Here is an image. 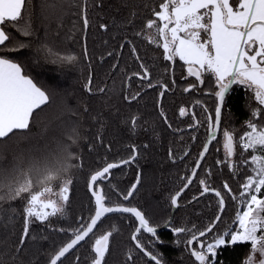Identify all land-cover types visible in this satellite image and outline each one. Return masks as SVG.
Segmentation results:
<instances>
[{"label":"trees","instance_id":"1","mask_svg":"<svg viewBox=\"0 0 264 264\" xmlns=\"http://www.w3.org/2000/svg\"><path fill=\"white\" fill-rule=\"evenodd\" d=\"M163 2L27 0L32 35L5 27L10 40L0 46V55L19 63L24 74L46 92L48 101L33 111L29 129L0 139V264H48L95 212L88 188L91 176L107 164L134 155L133 161L97 182L105 205L137 207L152 226H163L170 219L172 198L192 172L208 136V113L216 115L218 102L212 76H204L201 86L185 91V86L195 81L182 74L184 61L165 58L163 47L158 46L162 38L157 43L150 41L156 38V29L146 26L156 19L154 11H160ZM169 63L175 65L170 85L177 97L183 93L188 100L164 93L158 98V88L138 96L141 81L136 74L147 69L152 80H158L159 72L167 75L168 71L161 66ZM195 98L202 99L204 107L201 126L193 127L195 119L190 117L189 107ZM193 105L199 109L197 103ZM258 106L251 89L244 85L232 89L224 103L220 132L195 180L181 196L171 224L155 236L143 231L136 234L143 249L157 256L161 264H199L187 241L210 227L222 206L220 197L204 192V187L219 190L226 202L214 229L200 239L204 243L215 242L218 236L226 239L216 250L215 264H245L252 255L251 242L232 243L227 233L239 227L237 213L243 212L245 199L242 185L253 175L252 165L243 161L250 160L253 153L241 154L237 146L226 160L223 132L238 139L248 131L246 122L253 119ZM256 122L264 124V113ZM190 124L193 126L187 127ZM29 169L34 191L51 186L58 192L65 179L71 184L68 200L58 201L62 211L44 221L28 218V234L23 240L27 194L11 199L9 188ZM49 171L58 179L41 185ZM129 191L132 195L125 200ZM136 225L129 214L104 218L60 264H93L95 241L108 233L103 264H155L132 239ZM194 247L198 249L196 243ZM209 260H213L211 254Z\"/></svg>","mask_w":264,"mask_h":264},{"label":"snow or ice","instance_id":"2","mask_svg":"<svg viewBox=\"0 0 264 264\" xmlns=\"http://www.w3.org/2000/svg\"><path fill=\"white\" fill-rule=\"evenodd\" d=\"M26 4L27 0H0V46H4L5 42L10 40L5 27H16V30L24 36L32 35L31 16L28 14ZM52 7L55 5L53 4ZM159 7L160 11H154L156 19L150 20L146 27L156 29V38H150L152 43H157L162 38V43H158V46L163 47L167 60L171 61L174 57H179L188 65V73L198 79L205 72L214 76L215 84L219 86V91L215 95L221 101L231 85L240 84L251 89L254 99L258 102L259 106L252 113L253 119L246 122L245 127L248 131L238 139L228 131L223 132V148L226 160L235 154L237 146L241 154L253 153L250 160L243 161L245 164L252 165L253 175H248L246 182L242 185L244 191L241 195L245 199L242 201L243 212L237 213L236 220L239 227L227 235L232 243L251 242V252L254 255L250 256L245 264H264V198H258L257 195L264 191V124L256 122L264 113V0H235V6L233 0H164ZM83 22L85 26L88 25L86 15L83 17ZM48 52L52 54L51 49H48ZM144 71L147 74V69ZM143 78L147 79V75ZM47 100L46 93L24 74L19 63L0 55V139L8 138L10 134L18 130L29 129L33 111L40 108ZM180 114L184 115L185 110L181 109ZM219 116L220 108L217 107V120L212 125L213 139ZM204 151L207 152V147ZM121 163H128V161ZM118 166V164H108L102 171L93 174L90 178V188L99 178L105 177L110 169ZM56 172L58 173L59 169ZM192 175L195 176V170ZM22 176L23 179L16 181L15 186H10V198H24L27 194L24 212L29 221L32 218L44 221L49 216H55L62 211L58 201L68 200V186L71 180L65 179L58 192H55L51 186H41L39 191H34L31 169L23 172ZM53 179H58V175L49 171L40 183L44 185ZM188 183H191V180ZM201 183L204 182L201 181ZM225 188H227L226 184ZM203 191L208 192V187H204ZM215 194L220 197L219 192ZM92 195L97 205L95 217L91 219L86 230L75 233V238L58 252L50 264H57V261L84 240L92 232L97 221L108 213H132L139 220L140 226L136 229V233L143 228L153 236L156 235V229L148 226L149 222L141 211L130 207L105 206L102 191L93 190ZM131 195L132 192L129 191L123 198L127 200ZM52 196H56L57 199H52ZM44 197L48 198L44 199ZM172 202L175 204L176 198H173ZM219 202L223 205L222 197ZM210 230L211 228L206 231ZM173 231L184 232L186 229ZM27 234L26 222L24 235L27 236ZM110 235L111 233H108L95 241L96 258L93 264H103L108 251L106 242ZM204 235L205 232L193 234L187 244L192 245L195 242L199 246L200 250H190L199 264H215L216 250L220 245L225 244V239L223 236H218L215 243L204 245L199 239ZM132 239L136 241L138 248L143 249V245L136 240L135 234ZM145 254L155 264H161L157 256L151 252L145 251ZM209 254L213 257L211 261ZM255 254L260 256L259 261L255 260Z\"/></svg>","mask_w":264,"mask_h":264},{"label":"water","instance_id":"3","mask_svg":"<svg viewBox=\"0 0 264 264\" xmlns=\"http://www.w3.org/2000/svg\"><path fill=\"white\" fill-rule=\"evenodd\" d=\"M234 85V84H233ZM233 85H231V87L229 88V90L225 93V95H224V99H223V101H221L220 100V98L218 97V103H217V107H219L220 108V116H219V123H218V125L216 126V128H215V137H217L218 136V134H219V132H220V122H221V116H222V111H223V108H224V103H225V99H226V97H227V94L229 93V91L231 90V88H232V86ZM216 120H217V117L215 116V120L213 121V118H210V126H209V132H208V136H207V138H206V141H205V143H204V146H203V148H202V150H201V152H200V154H199V156H198V158H197V160H196V163H195V165H194V167H193V169H192V172H191V174H190V176L188 177V179H187V181L185 182V184L183 185V187L173 196V198H176V203L174 204L173 202V209H172V212H171V216H170V219L168 220V222L166 223V224H164L163 226H152V225H148V226H150V227H154L155 229H156V233H158L159 231H161V230H163L164 228H166L169 224H171V222H172V220H173V218H174V214L176 213V210H177V208H178V206H179V200H180V198H181V196L184 194V192L191 186V184L193 183V181L195 180V178H196V175H197V173H198V171H199V169H200V167H201V165H202V163H203V161H204V159L206 158V156H207V154H208V152H209V149H210V147H211V145H212V143H213V140L215 139H213L212 138V134H213V128H212V125L216 122ZM205 147H207V152H205L204 151V149H205ZM136 158V155H134V156H132L131 158H129V159H125V160H121V161H119V162H115V163H110V164H118L119 166L118 167H116V168H113V169H110V171L109 172H111V171H113V170H115V169H118V168H120V167H123L124 165H126L127 163H121L122 161H128V163L129 162H131V161H133L134 159ZM108 165V164H107ZM106 165V166H107ZM197 165H199V167H197ZM106 166H104V167H106ZM103 167V168H104ZM103 168L102 169H100L99 171H102L103 170ZM195 170V176H193L192 175V173H193V171ZM107 174H105V176H106ZM104 177H102V178H99L98 179V181L99 180H101V179H103ZM189 180H191V183H188V181ZM97 181V182H98ZM97 182H96V184H97ZM96 184L95 185H92L91 186V188H90V181H89V184H88V188H89V191H90V193H91V195H92V191L93 190H97V188H96ZM187 185V186H186ZM98 191H102L101 190V188H99L98 189ZM216 192H219L220 193V197L222 196V194H221V192L219 191V190H217V189H209V191L208 192H206V193H216ZM179 193V195H177ZM93 196V195H92ZM93 198H94V196H93ZM173 198H172V201H173ZM94 202H95V198H94ZM105 206H108V207H115V206H122V207H130V208H136L137 210H139L137 207H134V206H129V205H124V204H117V205H105ZM225 206H226V202H225V199H223V205L221 206V209H220V211H219V213H218V215L216 216V218H215V220H214V222H213V224L210 226V227H208L207 229H209V228H211V230L210 231H206V230H204L203 232H205V235L204 236H206V235H208L213 229H214V227L216 226V224L218 223V221H219V219L221 218V216H222V213H223V211H224V209H225ZM96 207H97V205L95 204V210H96ZM139 211H141V210H139ZM143 213V212H142ZM113 214H129V215H131V216H133L134 218H135V220H136V222H137V225H136V229L140 226L139 225V220H138V218L137 217H135V215L134 214H132V213H119V212H113V213H108V214H105L104 216H102L101 217V219L99 220V221H97V224L93 227V230H92V232H90L89 234H88V236L87 237H85V239L84 240H82V241H80L76 246H74L68 253H66L65 254V256L64 257H62L61 258V260H59V261H57V264H60L67 256H69L72 252H74L80 245H82L96 230H97V228H98V226H99V224L101 223V221L104 219V218H106V217H108V216H110V215H113ZM95 217V212H94V214H93V216L91 217V219L92 218H94ZM144 217H145V215H144ZM217 217H219V219H217ZM91 219H90V221L88 222V224H87V226L90 224V222H91ZM145 219H146V217H145ZM27 226H28V228H29V225H28V218H27ZM87 226L85 227V228H83L81 231H79V232H83L84 230H86V228H87ZM136 229H135V231H134V233L132 234V237H133V235L135 234H137L136 233ZM141 231H143V232H145V233H149V232H147L146 231V229H141ZM149 234H152V233H149ZM204 236H202V237H204ZM25 235L23 236V240L25 239ZM202 237H199V239H201ZM75 238V235L68 241V242H66L55 254H54V256L51 258V260L58 254V252L64 247V246H66L68 243H70L71 242V240L72 239H74ZM134 241V240H133ZM135 242V244H136V241H134ZM203 244H204V242H202ZM194 244H195V242L192 244V245H189L190 246V249H195V247H194ZM140 250H142L144 253H145V251L146 250H144V249H140ZM195 250H200L199 249V246H198V249H195ZM148 252V251H147ZM50 260V261H51ZM198 262V261H197ZM199 263V262H198ZM48 264H50V262L48 263Z\"/></svg>","mask_w":264,"mask_h":264},{"label":"flooded vegetation","instance_id":"4","mask_svg":"<svg viewBox=\"0 0 264 264\" xmlns=\"http://www.w3.org/2000/svg\"><path fill=\"white\" fill-rule=\"evenodd\" d=\"M174 58H176V57H174ZM172 66H175V65H173L172 63L171 64L169 63L167 65H162L161 67L163 69L164 68H167L168 69L167 75H165L163 72H159L158 76H159L160 79H158V80H152V76H151V74H149L148 71H147V74H145V71L138 72L136 75L139 77L140 81L142 82V83L140 82V88L141 89L138 91V93H139L138 96H140L141 94H143L147 89H154L155 90L156 88H158V90H157L158 98L161 95V93H164V94H166V96H169V98H171V97L174 96V98L179 99L181 101L188 100L185 97V95H183V93H182L181 96H178L177 97L176 96V90L170 85L169 78H170V76L172 74V69H171ZM183 68H184V71L182 72V74H184L185 77L186 76H191L192 79L195 81V83L193 82V83L187 84L185 86V89H188V90L189 89H192L194 86H201L202 83H203V81H204V76H212V75H210V74H208V73L205 72L198 79L197 77L192 76V75H190L188 73V71H187L188 65L185 62L183 63ZM174 74L176 75V73H174ZM145 75H147V79L143 78V77H145ZM212 77L215 80V77L214 76H212ZM201 81H202V83H201ZM175 83H176V81H175ZM236 85H240V84H234L232 86L231 90L229 91V93H231L232 89ZM241 86H243V85H241ZM216 87H217V92H218L219 91V86L216 85ZM229 93L227 94V97L229 96ZM188 97L193 98V96H188ZM227 97H226V99H227ZM190 101H192L191 102V105L189 107L190 117L195 119V124H194V126H193V124H190L187 127H189V126L195 127L197 125L201 126V123H202V115H203L202 109L204 107L203 101H202V99H199V98H195L194 100H190ZM217 102H218V96H217ZM194 103H197V105L199 106V109L198 110H196V108H194V106H195V105H193ZM214 116H216V115H214ZM214 116L211 113H208L209 125H210V118H213V121L215 120ZM208 129H209V127H208ZM127 159H129V158H127ZM123 160H125V159H123ZM109 174H110V172L104 177L105 180L109 177ZM85 227H83V228H85ZM81 230H79V231H81ZM99 239H101V238H99Z\"/></svg>","mask_w":264,"mask_h":264},{"label":"crops","instance_id":"5","mask_svg":"<svg viewBox=\"0 0 264 264\" xmlns=\"http://www.w3.org/2000/svg\"><path fill=\"white\" fill-rule=\"evenodd\" d=\"M26 76H27V75H26ZM28 77H29V76H28ZM33 82H34V81H33ZM34 83H35V82H34ZM37 87H38V86H37ZM39 88H40V87H39ZM41 90H42V89H41ZM42 91H43V90H42ZM47 101H48V100H47ZM47 101H46V102H47ZM46 102H45V103H46ZM223 238H224V237H223ZM224 239H225V238H224ZM230 242H231V240H230ZM210 243H215V242H210ZM225 243H226V239H225ZM207 244H208V243H207ZM252 255H254V254L252 253ZM252 255H251V256H252ZM259 259H260V256H259L258 254H255V260H256V261H259Z\"/></svg>","mask_w":264,"mask_h":264},{"label":"rangeland","instance_id":"6","mask_svg":"<svg viewBox=\"0 0 264 264\" xmlns=\"http://www.w3.org/2000/svg\"><path fill=\"white\" fill-rule=\"evenodd\" d=\"M233 4L235 6V0H233ZM45 92V91H44ZM46 93V92H45ZM47 95V94H46ZM48 96V95H47ZM258 154V153H257ZM264 193V191H262L261 193L257 194L258 195V198H261V195ZM48 197H44V199H47ZM50 211V209L48 210Z\"/></svg>","mask_w":264,"mask_h":264},{"label":"built area","instance_id":"7","mask_svg":"<svg viewBox=\"0 0 264 264\" xmlns=\"http://www.w3.org/2000/svg\"><path fill=\"white\" fill-rule=\"evenodd\" d=\"M204 245H207V243H204ZM210 255V254H209Z\"/></svg>","mask_w":264,"mask_h":264}]
</instances>
